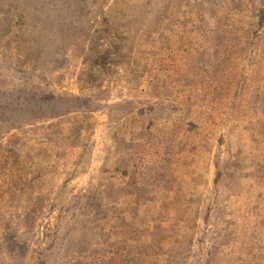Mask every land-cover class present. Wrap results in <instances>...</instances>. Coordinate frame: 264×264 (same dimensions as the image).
Here are the masks:
<instances>
[{
  "label": "rangeland",
  "instance_id": "374dc122",
  "mask_svg": "<svg viewBox=\"0 0 264 264\" xmlns=\"http://www.w3.org/2000/svg\"><path fill=\"white\" fill-rule=\"evenodd\" d=\"M0 264H264V0H0Z\"/></svg>",
  "mask_w": 264,
  "mask_h": 264
}]
</instances>
